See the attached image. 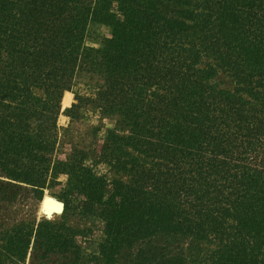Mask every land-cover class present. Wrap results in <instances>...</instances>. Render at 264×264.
I'll return each instance as SVG.
<instances>
[{"label":"trees","instance_id":"trees-1","mask_svg":"<svg viewBox=\"0 0 264 264\" xmlns=\"http://www.w3.org/2000/svg\"><path fill=\"white\" fill-rule=\"evenodd\" d=\"M85 106L117 126L62 146ZM0 175L37 197L66 175L91 224H16L0 264H264V0H0Z\"/></svg>","mask_w":264,"mask_h":264},{"label":"rangeland","instance_id":"rangeland-1","mask_svg":"<svg viewBox=\"0 0 264 264\" xmlns=\"http://www.w3.org/2000/svg\"><path fill=\"white\" fill-rule=\"evenodd\" d=\"M112 34V27L92 23L89 28V34L86 45L91 47L102 48L107 38ZM98 76L94 74L82 73L78 76L76 85L72 91L73 100L69 106H62V111L70 108L76 102V93L83 95L90 94L89 86L98 82ZM217 81L223 83L224 86H232V81L226 74L221 73ZM67 92V91H66ZM59 125L61 129V144L64 142H73L86 148H94L102 143V134L106 128L117 126V118L113 116H104L92 106H85L81 109L80 115L72 118L61 113L59 116ZM66 134V135H65ZM67 176L59 177V184L48 187L44 190L42 197H37L34 189L23 183L10 181L0 175V245L2 244L3 234L21 222H35L41 219H49L54 221H67V223L75 228H87L91 224L87 219L82 218L74 212H63L54 214L51 218H47L42 214V203L47 197L64 202L62 198L63 184L66 182ZM65 203V202H64ZM94 251L85 250L79 264H97L98 256ZM26 264H72L71 260L66 257L59 256L52 262H41L35 260V257L28 256Z\"/></svg>","mask_w":264,"mask_h":264},{"label":"water","instance_id":"water-1","mask_svg":"<svg viewBox=\"0 0 264 264\" xmlns=\"http://www.w3.org/2000/svg\"><path fill=\"white\" fill-rule=\"evenodd\" d=\"M49 200L50 199L45 198L43 200V203H42V210L41 211H42V214L44 216H46L47 218H51L54 214H59V213H63L64 212V210H65V203L62 202V201H57L58 202V210H54V211L48 212L47 211V208L45 207L46 205H44V204H46Z\"/></svg>","mask_w":264,"mask_h":264},{"label":"bare ground","instance_id":"bare-ground-1","mask_svg":"<svg viewBox=\"0 0 264 264\" xmlns=\"http://www.w3.org/2000/svg\"><path fill=\"white\" fill-rule=\"evenodd\" d=\"M48 199H50L46 204L45 207L47 208V211L50 212V211H54V210H58V202L59 200H56L54 198H51V197H47Z\"/></svg>","mask_w":264,"mask_h":264}]
</instances>
